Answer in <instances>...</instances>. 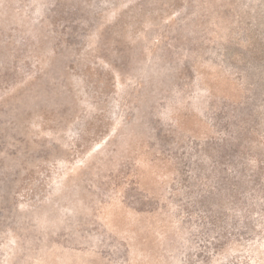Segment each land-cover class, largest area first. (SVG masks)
I'll use <instances>...</instances> for the list:
<instances>
[{"label": "rangeland", "instance_id": "obj_1", "mask_svg": "<svg viewBox=\"0 0 264 264\" xmlns=\"http://www.w3.org/2000/svg\"><path fill=\"white\" fill-rule=\"evenodd\" d=\"M0 264H264V0H0Z\"/></svg>", "mask_w": 264, "mask_h": 264}]
</instances>
